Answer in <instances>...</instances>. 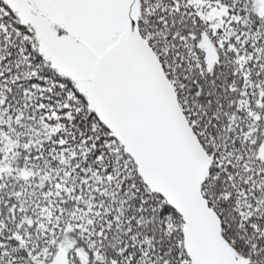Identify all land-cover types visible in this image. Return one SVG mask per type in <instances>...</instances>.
<instances>
[{
    "label": "snow or ice",
    "instance_id": "6c2138e0",
    "mask_svg": "<svg viewBox=\"0 0 264 264\" xmlns=\"http://www.w3.org/2000/svg\"><path fill=\"white\" fill-rule=\"evenodd\" d=\"M0 264H264V0H0Z\"/></svg>",
    "mask_w": 264,
    "mask_h": 264
}]
</instances>
